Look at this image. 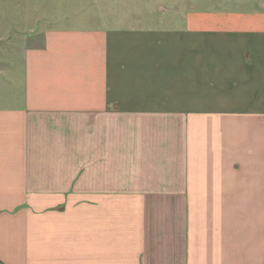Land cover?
<instances>
[{"label":"crops","instance_id":"obj_1","mask_svg":"<svg viewBox=\"0 0 264 264\" xmlns=\"http://www.w3.org/2000/svg\"><path fill=\"white\" fill-rule=\"evenodd\" d=\"M65 8L0 66V264H264V0Z\"/></svg>","mask_w":264,"mask_h":264},{"label":"rangeland","instance_id":"obj_2","mask_svg":"<svg viewBox=\"0 0 264 264\" xmlns=\"http://www.w3.org/2000/svg\"><path fill=\"white\" fill-rule=\"evenodd\" d=\"M86 1L0 0V66L6 62L8 51L13 56L15 50L22 53L30 47L41 45L43 31L49 25H65L67 22L63 20L61 8L70 7L72 10L69 12L77 14L85 8ZM69 21L70 24L86 22L79 16ZM15 63H20V59L16 58ZM2 82L0 80V84Z\"/></svg>","mask_w":264,"mask_h":264}]
</instances>
